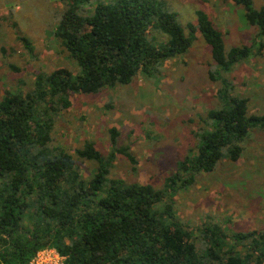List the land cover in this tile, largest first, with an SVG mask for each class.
<instances>
[{"label":"trees","instance_id":"trees-1","mask_svg":"<svg viewBox=\"0 0 264 264\" xmlns=\"http://www.w3.org/2000/svg\"><path fill=\"white\" fill-rule=\"evenodd\" d=\"M59 1L64 10L54 35L78 72L39 74L31 90L6 91L0 100V264H29L45 249H55L64 264H264V231L234 232L209 221L193 229L175 208L179 191L223 161H239L252 132L264 131V115L249 114V99L236 94L230 79L264 49V6L255 10L253 0H233L257 38L226 53L223 34L204 12L197 25H188V37L178 15L154 0L100 2L89 15L80 10L90 0ZM197 33L211 48L218 108L201 118L195 148L163 188L111 177L119 154L134 172L138 164L130 147L117 148L115 128L106 157L93 142L76 150L80 159L98 164L90 179L71 154L52 147L56 121L71 107L72 94L130 86L188 52ZM20 41L32 51L29 40Z\"/></svg>","mask_w":264,"mask_h":264},{"label":"rangeland","instance_id":"rangeland-1","mask_svg":"<svg viewBox=\"0 0 264 264\" xmlns=\"http://www.w3.org/2000/svg\"><path fill=\"white\" fill-rule=\"evenodd\" d=\"M111 1L90 0L80 14L89 15L98 3ZM154 1L178 15L188 37V25H197L198 12H204L223 34L226 53L252 46L257 38L244 8L233 0ZM263 6L264 0H253V9ZM63 10L59 0H0V100L6 91L28 92L39 74L61 68L78 72L54 35ZM20 38L29 40L31 52ZM214 70L211 48L197 33L188 52L147 77H137L130 86L72 94L71 107L56 121L52 147L71 154L82 176L90 179L98 164L80 159L76 150L93 142L106 157L112 149L110 130L115 128L117 148L130 147L138 164L134 172L119 154L111 177L161 189L195 148L201 118L218 108L220 83L210 77ZM230 79L236 94L249 99V114L264 115V49L235 68ZM243 147L239 161H223L213 173L200 175L194 186L177 193L175 208L185 225L196 229L209 221L234 232L264 231V131L254 130Z\"/></svg>","mask_w":264,"mask_h":264},{"label":"built area","instance_id":"built-area-1","mask_svg":"<svg viewBox=\"0 0 264 264\" xmlns=\"http://www.w3.org/2000/svg\"><path fill=\"white\" fill-rule=\"evenodd\" d=\"M65 258L55 249H45L37 253L29 264H64Z\"/></svg>","mask_w":264,"mask_h":264}]
</instances>
